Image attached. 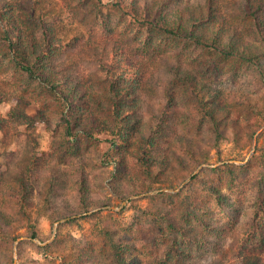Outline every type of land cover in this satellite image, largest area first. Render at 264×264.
Returning a JSON list of instances; mask_svg holds the SVG:
<instances>
[{
    "label": "rangeland",
    "instance_id": "obj_1",
    "mask_svg": "<svg viewBox=\"0 0 264 264\" xmlns=\"http://www.w3.org/2000/svg\"><path fill=\"white\" fill-rule=\"evenodd\" d=\"M182 1L196 5L204 0ZM242 1L235 0L233 6L232 0L222 2L226 16L235 24L249 22L243 15L237 17ZM8 6L23 26L27 39L40 36L45 23L54 41L61 42L55 59L87 77L89 82L105 83L101 77L102 65L95 59V48L101 50L114 43L126 50L130 59L144 70L143 85L138 90L143 129L161 122L156 118L160 110H170L164 107L168 99L166 90L173 92V108L177 114L175 118L167 112L165 122L171 134L162 140V149L154 152L167 157L168 165L161 176L163 179L173 176L176 187L162 186V182L168 184V179L161 184L154 182L147 189L141 168L137 171L128 168L126 176L114 182L116 164L110 154H122L124 148L115 149L111 137L104 133L83 135L76 125L67 123L64 115L68 107L78 111V104L65 101L63 91L53 90L44 81L19 72L0 34V82H4L0 91V170L8 171L30 147L43 165L59 164L57 157L64 154L66 158L60 166L66 169L71 181L65 190L69 203L58 197L55 208L41 207L44 194L34 190L32 219L22 216L26 222L12 230L18 237L12 244L13 264H74L75 258L79 260L86 253L100 261L106 248L102 234L114 228L142 245L145 262L150 264L152 257L161 255L165 247L163 240L168 235H160L163 233L150 223L149 208L170 203L177 210L182 209V204L192 208L196 203L213 207L210 187L220 189L226 202L236 204L237 209L234 213L218 209L213 215V219L225 222L228 228L222 251L206 250L207 258L221 259V264H238L246 249L241 252L237 239L246 236V227L252 224L259 190L264 199V43L258 35L250 27H243V41L256 45L260 53L249 58L205 47L182 35L166 34L143 18H134L120 8L118 0H0V12ZM167 63L187 68L217 87L235 107L234 121L226 124L219 140L207 144L213 137L212 129L201 121L200 107L187 82L179 77L173 79L166 72ZM16 111H24L28 120H12V113ZM179 135L199 141L207 161H202L203 155L192 159L185 154L177 142ZM177 157H182L185 164L179 165ZM79 163L85 164L83 170L88 177L87 194L91 203L80 207L76 202L73 209L78 211L76 214L56 221L52 213L57 207L64 209L63 206L75 203L76 190L72 184L78 178L73 169ZM4 176L0 172L1 182ZM112 184L117 190L132 194L116 196ZM12 195H3L0 206L10 213H19L14 205L18 200ZM176 216L182 223L179 231L190 237L187 242H194L192 237L207 235V232L199 233L201 229L187 214L179 212ZM29 221L37 229L38 238L28 236ZM186 221L192 225L188 227ZM103 227L106 229L102 232ZM20 241L24 242L18 258ZM2 248L0 244V251ZM249 248L252 253L258 250L253 245ZM0 259L2 264H9V256Z\"/></svg>",
    "mask_w": 264,
    "mask_h": 264
},
{
    "label": "trees",
    "instance_id": "obj_2",
    "mask_svg": "<svg viewBox=\"0 0 264 264\" xmlns=\"http://www.w3.org/2000/svg\"><path fill=\"white\" fill-rule=\"evenodd\" d=\"M232 1L233 6L235 0ZM222 2L223 0H204L195 5L182 0H118V5L134 18H143L171 36L182 35L205 47L229 55L241 54L249 58L259 56L256 45L243 41L242 32L243 27H250L264 43V0H243L239 3L240 12L237 17L243 15L246 19L249 18V22L239 21L238 24L226 16ZM11 10L8 6L0 12V34L7 44V50L14 58L18 71L28 78L44 81L53 90L63 91L62 97L65 101L71 104L73 100L78 104V111H71V107H68L64 116L65 121L76 125L80 133L83 135H93L94 132L104 133L111 137L115 149L120 146L124 148L122 154H110L111 160L116 164L114 182L119 178L123 179L128 168L136 171L141 168L143 185L147 189H151L154 182L160 181L161 184L163 180L168 179V184L162 182V186L176 187L173 184V176L164 179L161 176L168 165L167 157L154 154L162 149V140L169 138L171 134L165 122L167 112L177 118L176 110L173 108V92L166 90L168 99L164 107L170 110L162 109L158 112L156 118L161 122L151 123L143 129L138 90L143 85L141 76L144 70L137 61L130 59L126 50H122L123 48L114 43H110L108 47L104 46L101 50L95 48V59L102 65L101 77L103 76L105 83L102 85V83L89 82L87 77L74 69H68L55 59L57 56L54 54L61 48V42L54 41L53 33L45 23L42 25L40 36L27 39L23 26L18 23ZM167 64L166 72H170L173 79L179 77L187 82L190 93L200 107L201 121L211 127L213 137L207 141V144L219 140L226 124L234 121L235 107L225 100L224 93L220 89L198 78L187 68ZM2 85L4 82H0V91ZM12 114V120H28L24 111H16ZM177 142L180 149L192 159L203 155L202 161H207L206 152L199 141L179 135ZM36 155L29 147L8 171L2 173L0 170L3 176L5 174L3 182L0 180V200L5 194H13L12 196L18 200L14 205L19 213H10L0 206V244L3 246L0 258L9 256V264H13L12 244L18 238L12 230L26 222L22 216L32 219L34 190L42 196L44 194V202L41 205L43 208L45 206L55 208L54 203L58 197L62 202L68 201L65 198V190L71 181L66 169L60 166L66 158L65 155L60 154L57 157L59 164L48 162L46 165L41 164L40 158ZM177 158L179 165L185 164L182 157ZM84 165L79 163V166L73 169L78 178L72 184V188L76 190V197H73L75 203L63 206L64 209L57 207L52 213L54 220L76 214L78 211L73 210L76 202L80 207H88L91 203L87 194L88 177L84 174ZM191 172L192 170L189 174ZM195 178L197 176H194ZM112 186L116 196L126 197L132 194L117 190L113 184ZM259 191L260 197L251 217L252 224L246 227L247 235L239 236L237 239L241 252L246 249L238 264H264V199L262 191ZM210 193L215 202L213 207L196 203L192 208L182 204V209L177 210L173 205L171 207L172 203H170L163 206L152 205L149 208L150 223L163 233L160 235H168V238L163 240L165 247L163 246L161 255L152 257L150 264H221V259L212 256L207 258L209 255L206 252L215 249L222 251L228 228L225 222L213 219V215L218 209L234 213L237 205L227 203L225 194L216 187H210ZM179 212L194 219L197 228L201 229L199 233L207 232V235L192 237L194 242H187L190 237L179 231L182 228V223H179L176 216ZM29 224L28 236L38 238L37 229L30 221ZM186 224L188 227L192 225L190 221H186ZM105 229L103 227L102 232ZM102 240L106 242V248L100 261L92 259L91 255L86 253L80 255L79 260L75 258L74 264H147L144 247L141 248L142 245H138L128 236L117 233L115 228L105 230ZM23 242L18 243V258ZM250 245L258 248L259 251L252 253ZM202 246L207 247L202 250ZM0 264H2L1 259Z\"/></svg>",
    "mask_w": 264,
    "mask_h": 264
}]
</instances>
